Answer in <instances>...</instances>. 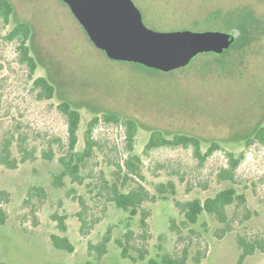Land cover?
I'll use <instances>...</instances> for the list:
<instances>
[{
    "label": "rangeland",
    "instance_id": "obj_1",
    "mask_svg": "<svg viewBox=\"0 0 264 264\" xmlns=\"http://www.w3.org/2000/svg\"><path fill=\"white\" fill-rule=\"evenodd\" d=\"M11 1L14 12L9 23L0 17V139L10 130L18 131L38 147V157L16 169L0 164V191L7 192L1 204L6 220L0 223V262L95 261L88 253L89 243L97 244L109 231L112 241L103 264H147L152 257L181 256L185 250L187 264H239L238 234L264 238V144L254 142L247 147L233 180L218 178L220 170L228 166L224 150L201 162L192 147L158 146L145 153V146L151 132L159 129L169 138L176 132L195 135L201 139L203 151L215 140L239 154L247 138L264 126V33L258 32L264 26V0H134L149 27L232 29L239 35V43L222 56L203 53L190 65L172 71L111 59L92 42L62 0ZM212 13H216L214 18ZM23 21L33 31L28 40L38 62L33 76L20 60V40L8 37ZM38 76L55 85L52 99L37 98L33 82ZM63 100L82 112L80 150L85 147L84 133L94 115L115 112L137 120L135 152L144 160V178L139 180L152 193H158L160 183L172 181L175 185V193L173 189L166 192L169 199L145 204L151 210L147 233L139 216L130 218L129 212L96 195L102 172L109 181L116 179L122 184V171L116 163L120 160L123 164L128 155L123 126L102 119L95 129L102 149L88 163L93 193L69 178L64 187L53 185V174L62 170L58 156L46 160L40 151L50 139L67 141V119L58 107ZM14 152L18 155L16 146ZM35 185L46 189V197H35L29 203L28 191ZM134 185L129 181L125 189ZM229 186L246 196V207L232 204L227 208L233 228L222 236L220 229L225 224L214 216L205 212L197 223H189L175 206V198L205 200ZM70 187L91 205L89 221L99 218L87 235L80 232V205L67 195ZM56 212L66 215V232L52 219ZM244 214L249 215L247 219ZM129 229L133 230L129 253L138 257V249H147L145 260L122 257L115 240L125 241ZM53 233L67 235L75 245L74 252L56 248ZM242 264H264V252L257 250Z\"/></svg>",
    "mask_w": 264,
    "mask_h": 264
},
{
    "label": "trees",
    "instance_id": "obj_2",
    "mask_svg": "<svg viewBox=\"0 0 264 264\" xmlns=\"http://www.w3.org/2000/svg\"><path fill=\"white\" fill-rule=\"evenodd\" d=\"M65 4L68 6L67 3ZM13 12L14 4L11 0H0V17L5 23H9ZM210 16L214 18L216 13H212ZM230 31L234 33L235 39L232 44L220 54V56L239 43V35L237 32L232 29ZM258 32L259 34L264 33V26L260 27ZM32 33V26L23 21L19 22L8 36L10 39L18 38L20 40V60L23 64L28 66L30 76H33L38 68L37 59L31 53V49L28 45V40L31 38ZM33 89L37 91V98L41 100L52 99L56 93L55 85L45 76H38L34 79ZM58 107L67 119V141H63L61 138L50 139L43 145L40 151L42 157L46 160H53L58 156V161L62 170L59 173L53 174V185L57 188L64 187L66 185V178H69L71 183L85 185L89 192L93 193L94 188L92 187L94 186V183L89 181V178L92 177V173L89 171L88 163L97 155V152L102 149L101 144L94 135L95 129L102 119L108 123L123 126L125 128L128 155L123 161V164L120 160L116 163L119 170L122 171V184H119L116 179L109 181L102 172V184L98 185L99 190L96 195H103L107 201L114 203L119 209L129 212L130 218L139 216L141 227L144 232L147 233L149 227L148 218L151 215V210L147 208L145 204L148 202H155L158 198L169 199L166 192L169 189H173V193H175V185L172 181H169L167 184L160 183L157 186L158 194L152 193L150 189L139 180L144 178L142 172L144 160L141 154L135 152V142L139 130L137 120L130 117H124L115 112L94 115L88 122L84 133L85 147L80 150L78 149V143L80 139L79 130L82 122V112L69 100H63ZM254 142L264 144V126L259 127L253 136L247 138L246 147L239 154L226 150L215 140L211 142L207 150L203 151L201 139L195 135L176 132L173 137L169 138L166 137L163 131L155 129L151 132L150 139L145 146V153L158 146L192 147L194 155L201 162H204L215 151L224 150L227 155L228 166L220 170L218 178L220 180H233L239 165L246 156L247 147ZM14 146H16L18 150V155L14 152ZM37 157L38 147L36 145H31L28 142V137L18 131L10 130L0 139V164L8 169H16L21 163L34 161ZM129 181H134L136 185L125 189V186ZM6 194V191H0L1 224H4L6 220L5 212L1 205L4 198H6ZM67 195L79 203L80 209L77 216L80 221V232L83 235H87L93 228L94 224L99 221V218H92L89 221L88 214L91 205L88 203L84 195H78L75 187L68 188ZM35 197L40 199L45 198L46 189L39 185L32 186L28 191V198L26 200L30 203ZM94 197L96 196H93L92 198ZM174 202L175 206L185 215L186 220L189 223H197L205 212L223 222L225 226L220 229L222 233L219 234V236H222L233 228L231 224L232 219L227 213V208L232 204H236L238 208L246 207V196L243 193H239L234 186H229L220 190L214 196L207 197L205 200L198 197L185 201L175 198ZM248 216L249 215L247 214L244 218L247 219ZM52 219L57 222L61 231H67L68 227L65 221V214H59L56 212L52 215ZM172 222L175 224L174 220H172ZM125 237V241L121 238L115 240V243L121 248L122 257L130 258L134 262L145 260L147 249H138V257L129 253L128 247L131 245L133 230L129 229L125 233ZM51 240L56 248L64 249L68 252H74L75 250V245L67 235L53 233L51 234ZM237 240L241 250L239 264H242L248 256L253 255L257 250L264 252V238H259L257 235L248 236L240 233L238 234ZM111 241L112 238L108 231V233H106L102 240L97 244L89 243L88 253L90 256H95V261L88 260L83 264H103V258L109 251V243ZM186 259L187 252L185 250L184 254L181 256L163 254L160 256V259L152 257L147 264H187ZM197 260L198 262L200 261L199 259ZM0 264L9 263L0 262Z\"/></svg>",
    "mask_w": 264,
    "mask_h": 264
},
{
    "label": "water",
    "instance_id": "obj_3",
    "mask_svg": "<svg viewBox=\"0 0 264 264\" xmlns=\"http://www.w3.org/2000/svg\"><path fill=\"white\" fill-rule=\"evenodd\" d=\"M92 42L114 60L172 71L203 53L222 54L234 41L232 31L149 27L134 0H63Z\"/></svg>",
    "mask_w": 264,
    "mask_h": 264
}]
</instances>
